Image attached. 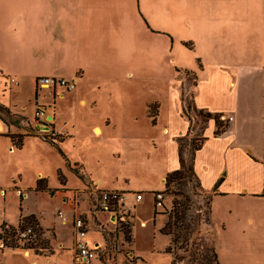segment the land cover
Returning <instances> with one entry per match:
<instances>
[{"label": "crops", "instance_id": "crops-1", "mask_svg": "<svg viewBox=\"0 0 264 264\" xmlns=\"http://www.w3.org/2000/svg\"><path fill=\"white\" fill-rule=\"evenodd\" d=\"M223 1L225 11L211 9L210 17L175 18L163 8V14H155L143 0H0V134H9L1 133L6 117L23 123L31 117L23 111L25 105H19L20 111L11 108L28 82L33 101L36 95L45 108L43 128L62 136L53 146L68 168L87 175L94 193H125L131 213L126 244L136 264H170L165 251L169 236L160 232L168 217L155 210L153 194L163 190L166 174L181 166L202 193L195 197L194 219H188L190 231L214 232L219 264L264 261V240L256 237L264 233V0H244L242 8L226 7ZM163 6H168L165 0ZM38 76L72 79L75 87L36 92ZM68 110L69 123L80 125L100 148L115 150L113 161L122 158L124 145L158 156L152 165L158 184L151 186L149 175L134 180L123 170L106 181L91 176L81 160L71 161L60 146L73 134L58 126ZM218 123L223 130L216 133ZM87 137L79 141L80 148ZM196 137L201 141L193 148ZM184 138L188 142L182 143ZM27 139L45 143L27 134L22 146ZM103 156L98 153L97 161L103 162ZM136 192L143 193L139 201ZM0 195V220L17 225L21 213L23 218L40 215L23 211L19 202L16 218H9L2 188ZM61 198L67 201L65 195ZM204 198L209 221L199 218L198 223ZM97 231L101 240L90 245L104 241ZM70 233L73 242L71 225ZM140 234L149 240L147 257L142 256L146 248L139 246ZM158 236L165 242L156 247Z\"/></svg>", "mask_w": 264, "mask_h": 264}, {"label": "rangeland", "instance_id": "rangeland-1", "mask_svg": "<svg viewBox=\"0 0 264 264\" xmlns=\"http://www.w3.org/2000/svg\"><path fill=\"white\" fill-rule=\"evenodd\" d=\"M165 1L168 3V6H163V0H143V2L148 3V6L155 14H163L161 11L163 8L165 13L172 11L171 13L175 15V18H179V15L210 17L211 9L215 13L225 11L222 0ZM223 2L226 7L230 8L232 4H235L236 7L240 8L244 0H224ZM175 22L180 23L179 20H175ZM182 92L183 95L188 97L187 99L191 97L188 93L189 91ZM2 97V91H0V98ZM7 97H4L7 101L3 100L9 103V98ZM36 98L37 96L35 95V100L33 101V91L31 92L29 83L25 82L17 98L18 105H13L14 101L12 100L11 108L20 111L19 105H25L26 108L23 111L28 115L31 114V117H26L28 120L25 123L23 121L17 122L15 118L10 121L6 117V125L3 127L1 133L22 134L28 132L33 136L39 137L42 135H57L54 130L51 132V130L43 128L46 122L40 120L39 117H32V113L36 110L45 109L43 105L37 104ZM33 102H35L34 106ZM64 113L60 119L61 122L58 124L60 126L59 129L63 131L62 133H65L64 131L71 132L73 137L67 139L63 147H60L71 161L81 160L84 162V166L91 176H105L106 181L113 180L111 175H117L118 171L123 170L133 177L134 180L149 175V184L151 186L158 184L157 167L152 166L158 164V156H154L153 154L147 156L146 152L136 153L131 147L128 148L124 145L123 148L119 149V151L122 150V158H117L116 161H113L112 157H116V155L113 156L115 150L107 151L105 148H100L95 144L96 142H93V137H87L89 133L82 131L83 129L80 125L74 122L71 124L67 121L69 110ZM85 136L87 137V144L80 148L79 141ZM183 140L182 143L188 142L185 138ZM200 141L199 137L194 138L192 147L198 146ZM98 153L104 154L102 157L103 162L97 161ZM67 165L66 159L60 154L59 150L47 141L44 143L39 139H27L21 148H17L8 136L0 134V188L6 192L5 205L8 206L6 207V212L9 214V218H16L20 202L23 211L40 214L34 215V217L38 222L39 230H41L39 238L35 233V241L29 247V256L25 255L26 248L24 246L18 245L13 241L8 243L7 249L5 247L0 249H5L3 253L6 255V257H3L0 252V260L4 261L3 264H76L75 239L72 242L70 225L73 230V221L79 216L84 217L88 223V231L83 240L89 244L101 240V235L97 230H101V227L104 228V241H102L100 248L97 250V258L93 260L92 264H136V257L130 253V248L127 247V242L124 239L125 232L130 231V219L127 217L124 220L120 219V214H124L123 210L120 213H116L114 218H111V215H107L105 212L98 211L96 214H91L89 205L92 203L93 197L99 194L100 190L94 193L89 185L91 182L90 178L87 175H83L82 181ZM59 168L64 173H59L57 171ZM73 168H76V166L74 165ZM77 170L80 173V169ZM40 178L44 179L46 186L49 187L44 192L34 190L37 180ZM188 181L191 189L188 183L187 189H183L184 194H188L190 199L189 211L186 210V220L189 218L194 219L195 197L199 194L202 196V193L197 188V182L189 178ZM82 183L86 187H80L83 185ZM17 189L18 194L15 192ZM167 189L168 192H166ZM171 190L173 192L171 193V197H169ZM175 191L176 188L172 186L166 188L165 182L163 190L158 191L165 195L166 203L164 206L165 210L163 209L164 211L160 212L166 214L167 217L171 215V221L174 219L172 212L174 201H183L184 199L181 194H175ZM93 193L95 194L94 196ZM136 193L134 194V198ZM140 193L143 195L142 192ZM62 195L67 197V201L62 202ZM23 198L25 199L22 202ZM205 200L204 198L203 201L206 204L205 211L202 216L197 218L196 221L198 223L199 218L209 221V210ZM2 201L3 196L0 195V202ZM58 210L63 212V217L58 216ZM20 219H23L22 213L20 214ZM204 229L200 231L195 229L196 232L193 233L190 229L184 232L182 228V233L178 235V240L172 242V244L170 236L168 237V246L171 249L168 252L170 254V264H219L216 253V235L210 230L205 232ZM182 234L185 236V239L182 238ZM158 237L159 240L155 239L154 241V246L156 247L161 246L165 242L164 237ZM256 237L263 241L264 233H257ZM138 238L141 240L139 243L140 248H146L142 256L147 257L146 246H149V240L143 234H140ZM141 243H143V246H141ZM164 261L165 258L163 257L161 263ZM146 262L151 264L149 261ZM261 263L264 264V261Z\"/></svg>", "mask_w": 264, "mask_h": 264}, {"label": "built area", "instance_id": "built-area-1", "mask_svg": "<svg viewBox=\"0 0 264 264\" xmlns=\"http://www.w3.org/2000/svg\"><path fill=\"white\" fill-rule=\"evenodd\" d=\"M34 81L36 92L43 87L58 88L64 91H71L75 87V82L72 79L60 76H38L35 77ZM11 82L17 84V81L13 77L11 78ZM34 116L43 118L44 122H46L44 110H36ZM142 196L140 192H137L135 200L139 201ZM153 198L155 210L164 211V206L166 205L164 202L165 196L161 192H157L153 194ZM89 208L91 214H96L98 211L105 212L107 215H111V218H114L116 213H120L123 210L124 214H120V219L124 220L125 217L131 219V213L126 208V195L121 191H100L96 197H93ZM58 216L63 217V212L58 210ZM72 226L75 233L76 264H92L93 260L97 258V250L101 244L95 242V244L90 245L83 240L88 229V223L84 217H76ZM103 229L101 227L100 231L102 233H104ZM107 235L109 234L107 233ZM35 236L34 228L30 225H13L6 220H0V249L8 247V243L14 241L18 245L24 246L25 250H29Z\"/></svg>", "mask_w": 264, "mask_h": 264}, {"label": "trees", "instance_id": "trees-1", "mask_svg": "<svg viewBox=\"0 0 264 264\" xmlns=\"http://www.w3.org/2000/svg\"><path fill=\"white\" fill-rule=\"evenodd\" d=\"M0 109H1V105H0ZM217 121L218 120H216V122ZM221 130H223V129H220V124L218 123V129L216 130V133H219ZM27 134H29V133L28 132L22 133V134H20V133H9V134H7V136L10 138L13 145H15L17 148H20L23 144V138ZM41 137L45 141L49 142L52 145H57V143L62 140V136L59 134L55 135V136L42 135ZM75 172L80 178H83V175L81 173H78V171H75ZM188 176H189V174H188L187 170L184 168V166H181L179 169L168 172L165 176L166 188L168 186H172V187L176 188L175 194H181L182 197H184L183 201H178V200L174 201V205L172 207L174 219L171 221L172 217H171V215H169L167 222L160 229L161 233H163L167 236H170L171 244H172V242H176L178 240V237H179L178 235L182 233L181 232L182 228L184 229V232H186L187 230L190 229L188 219L186 220V215H187L186 210L189 211L188 207H189L190 199H189L188 194H184V190H183V189H186V183L188 180ZM46 187L47 186H46L44 179L40 178L37 180L35 190H40V191L43 190L44 191L46 189ZM166 192H168V189ZM172 192H173V190L170 191L169 197H171ZM27 223H30V224H27ZM18 225H30L34 228V231L36 234L39 233V225H38V222L35 220L34 215L25 216L23 218V221H19ZM174 235H175V237H174ZM172 236H173V238H172ZM184 237L185 236L182 234V238H184ZM124 239L127 242L130 241V231L129 230L125 232ZM33 241H35V238ZM165 251L170 252L171 251L170 246H167Z\"/></svg>", "mask_w": 264, "mask_h": 264}]
</instances>
